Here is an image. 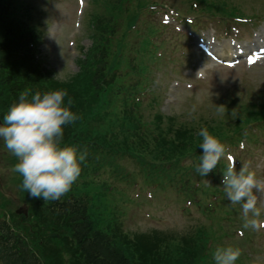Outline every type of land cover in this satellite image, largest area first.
<instances>
[{
	"label": "clouds",
	"instance_id": "obj_1",
	"mask_svg": "<svg viewBox=\"0 0 264 264\" xmlns=\"http://www.w3.org/2000/svg\"><path fill=\"white\" fill-rule=\"evenodd\" d=\"M73 104L66 89L44 93L25 91L2 117L0 141L17 161L11 171L19 174V187L32 198L57 201L71 190L81 175L87 152L75 146H62L65 127L80 119L79 114L72 111ZM192 111L195 112V107ZM219 111L222 113L223 109ZM198 135L202 142L196 172L207 177L227 158L229 162L222 171L221 185L231 204L240 206L244 227L255 229L262 213L257 194H264V184L248 164H241L237 170L225 145L206 127H201ZM240 255L238 247L219 246L213 253V261L214 264H236ZM63 258L68 260L69 254L64 253Z\"/></svg>",
	"mask_w": 264,
	"mask_h": 264
},
{
	"label": "rangeland",
	"instance_id": "obj_2",
	"mask_svg": "<svg viewBox=\"0 0 264 264\" xmlns=\"http://www.w3.org/2000/svg\"><path fill=\"white\" fill-rule=\"evenodd\" d=\"M252 4L257 3V0H249ZM264 2V0H262ZM258 4L263 6V4L258 0ZM257 4V5H258ZM43 9V21L47 19L49 13H53V10H58L61 6L59 5L56 0H47L46 3L41 4ZM264 26V25H263ZM49 35L45 36L47 41ZM55 37H53V40ZM46 43V42H45ZM77 49V48H76ZM76 49L73 48V54L68 56L65 51L64 54L57 55V58L50 62L51 66H55L56 72L60 76H65L71 72V70L66 67L67 62H71L73 56H76ZM56 50V46L52 48L50 44L42 46V51L45 53L53 52ZM78 52V50H77ZM55 64H60L57 66ZM264 63L261 68H235L233 71H221V68H216V71H212L213 68L212 64L208 67L206 66L204 70V74H206L207 68H209L208 79L210 80L206 91L198 95V98L192 100L191 102L187 103L190 99L191 94L185 92V105L179 107H169L166 111L167 113L176 114L182 118L190 119L193 116H212L211 109L213 106H217L218 104L222 103L223 98L228 91H236V93L240 97H245L248 90H251V93L255 91L262 90L264 91ZM263 67V68H262ZM215 69V68H214ZM164 82V80L162 81ZM236 87L238 89H236ZM240 100V99H239ZM193 107H195V112L192 111ZM180 210L179 205H173V207L165 208L161 210V215L159 221L154 224L155 228L159 229H168L173 230L175 232H184L192 223L193 221H188L185 218V213H182ZM190 216L192 220L198 218V214L191 210ZM135 219L129 220L127 224H133ZM196 222V221H194ZM146 230L148 227L144 225H138L131 230Z\"/></svg>",
	"mask_w": 264,
	"mask_h": 264
},
{
	"label": "trees",
	"instance_id": "obj_3",
	"mask_svg": "<svg viewBox=\"0 0 264 264\" xmlns=\"http://www.w3.org/2000/svg\"><path fill=\"white\" fill-rule=\"evenodd\" d=\"M108 80L109 81L105 82V88L99 93L100 99L97 101V107L95 108V112L100 114L104 111L106 106L109 107L111 104L113 106L117 99L115 84L118 81L112 76H110ZM65 89L69 94L73 93V90H68L70 86L66 85ZM81 96H83V94L77 95V97ZM106 113H109V111ZM85 230L86 228L77 230L79 233L77 238L88 264H137L130 262V260L128 261V258L126 257V259L122 253L110 248L109 243L103 236L93 231L91 237H89L88 234H84ZM9 259L10 264H38L32 258H29L28 263L23 262L24 255L20 253L11 255ZM138 264L141 263L138 262Z\"/></svg>",
	"mask_w": 264,
	"mask_h": 264
}]
</instances>
